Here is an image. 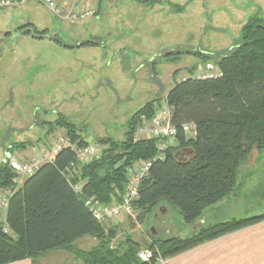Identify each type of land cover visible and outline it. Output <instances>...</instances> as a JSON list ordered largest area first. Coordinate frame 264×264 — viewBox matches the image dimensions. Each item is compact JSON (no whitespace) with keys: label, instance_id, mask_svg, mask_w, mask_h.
Wrapping results in <instances>:
<instances>
[{"label":"rangeland","instance_id":"374dc122","mask_svg":"<svg viewBox=\"0 0 264 264\" xmlns=\"http://www.w3.org/2000/svg\"><path fill=\"white\" fill-rule=\"evenodd\" d=\"M169 1L179 6L174 8ZM58 2L63 18L37 0L0 8V164L6 159L9 165L11 161L29 162L49 152L62 138L66 140L64 129L48 130L47 122L60 114L77 124L89 144L105 137L124 139L128 120L147 101L161 97L162 104H168L166 96L176 81L205 75L211 65L217 70L215 62H203L193 55L195 51L223 55L239 42L251 17H264V0H163L155 6L137 0ZM90 9L95 13L87 18L66 16ZM28 21L39 30L48 29L49 37L17 33L15 28ZM53 36L73 46L92 41L98 45L70 48L52 40ZM182 50L192 54H183L178 61L175 52ZM167 55L177 61L166 59ZM22 142L34 146L25 147ZM31 147L35 153L31 158L14 154ZM6 189L13 191V186ZM125 191H117L119 199L113 203ZM231 195L252 199L247 208L254 209V215L264 212V153L257 148L241 165L238 186ZM242 207L245 204H232L226 210ZM7 210L0 208L1 223ZM140 212L136 208L135 222L123 215L105 225L117 229L113 244L125 241L129 234L143 246L139 252L152 250L144 245L156 238L190 237L205 226L201 219L186 224L168 202L143 220ZM97 243L87 235L76 245L90 250ZM54 260L65 259L51 253L42 262Z\"/></svg>","mask_w":264,"mask_h":264},{"label":"trees","instance_id":"16d2710c","mask_svg":"<svg viewBox=\"0 0 264 264\" xmlns=\"http://www.w3.org/2000/svg\"><path fill=\"white\" fill-rule=\"evenodd\" d=\"M137 1L153 6L163 2ZM170 5L179 6L172 2ZM16 32L43 39L40 36L49 31L27 23ZM50 38L70 48L98 45L92 41L73 46L58 37ZM176 53L178 61L183 54H192L185 50ZM193 55L203 62H215L222 76H191L175 82L166 100L178 135L162 158L156 159L161 154L159 138L135 136L141 118L152 119L160 108L161 97L147 101L131 116L124 139L99 138L101 155L76 165L69 173L65 170L77 160V153L71 147L63 148L54 161L41 165L15 188L6 213L10 233L4 231L0 221V264L25 259L40 264V258L58 249L68 251L83 264H158L204 242L264 221L262 213L205 225L190 237L156 238L144 245L154 251V256L144 261L138 256L143 247L140 242L127 234L125 241L113 244L117 229L100 223L86 206L91 197L103 204L119 199L117 191H125L128 169L139 162L154 160L134 204L141 211L140 220L162 202H168L191 225L208 208L234 193L239 169L254 148L264 153V17H251L242 28L239 42L223 55L214 57L202 50ZM166 59L177 61L169 55ZM190 122L196 124L197 130L187 136L182 126ZM47 125L49 132L64 129L76 148L89 145L77 124L63 114ZM185 148L194 149V153L176 157L178 150ZM15 177L6 159L0 164V191L14 187ZM75 184H81L80 191L74 190ZM87 235L95 237L97 245L90 250L77 247V240Z\"/></svg>","mask_w":264,"mask_h":264},{"label":"built area","instance_id":"2783aa9c","mask_svg":"<svg viewBox=\"0 0 264 264\" xmlns=\"http://www.w3.org/2000/svg\"><path fill=\"white\" fill-rule=\"evenodd\" d=\"M20 1L24 0H0V8L18 4ZM37 1L45 5L56 17H65L58 0ZM94 13L95 11L90 9L87 11L84 10L82 12H70L69 15L67 14L66 16L68 18H87L94 15ZM209 71L210 72L205 75H198L196 77L212 78L222 76V73L219 71V69L214 71V66L212 65L209 66ZM141 119V124L137 128L135 134L136 138H159L160 143L158 148L161 154L156 159L162 158L165 149L175 143L178 135V128L172 124V112L170 106L166 103H163L152 119H148L145 116H143ZM182 130L187 136H192L196 133L197 126L193 122L186 123L182 126ZM66 147H71L73 150H76L77 153V160L72 162L65 170V172L68 173L71 172V170H73L76 165L85 164L95 158H98L102 151V147L98 143L89 144L82 148H76L75 145L71 144L68 138L66 140L62 138L51 147L49 152L45 153L40 158H34L25 163L11 161L10 167L16 175L13 180L15 186L13 187V191L12 189L1 190L0 208H8L10 198L13 196L16 190L15 188L20 186L23 178L35 174L43 164L44 160L49 162L54 161L59 152ZM153 161L150 160L139 162L128 169V183L126 191L116 203L103 204L95 197H91L86 200V206L100 223L106 225L116 221V219L122 218L123 215H126L128 219H132L134 222L137 220L136 208L134 204L139 197L142 181L148 175ZM73 188L78 192L81 190V184H75L73 185ZM3 224L4 231L6 233H10V228L6 224V215L5 221L3 220ZM138 256L144 261H149L154 256V254L152 250H142L139 252Z\"/></svg>","mask_w":264,"mask_h":264},{"label":"crops","instance_id":"0c3cea01","mask_svg":"<svg viewBox=\"0 0 264 264\" xmlns=\"http://www.w3.org/2000/svg\"><path fill=\"white\" fill-rule=\"evenodd\" d=\"M27 3L28 0L20 1L21 5ZM27 23L34 24L33 22L28 21L17 26L15 29ZM32 149H34V147H31L29 150L28 148L23 149L14 154H17L16 157L20 158H31L33 155H35L34 150ZM7 153H9V151ZM238 201H241L243 204H245V209L242 207L241 209L243 210L233 212L226 210L228 205L233 204L237 207L241 206L242 203ZM249 202L252 203V199H246L245 197L243 198L237 195H230L218 204L208 208L199 219H201V223H203V225H209L218 221L229 220L232 218L254 216L255 213L252 211L254 209L247 208V206L250 205ZM256 214L258 215V213ZM196 228L197 226L195 224L194 229ZM51 253L61 255L65 260H54L51 263H43L42 260L47 259L48 255ZM39 261L40 264H65L67 261L69 262L77 260L75 259L74 255L68 251L64 249H58L47 253L42 258H40ZM80 262L83 263L82 261ZM10 264L33 263L31 259H25ZM158 264H264V221L225 234L214 240L204 242L201 245L182 252L174 257L161 260Z\"/></svg>","mask_w":264,"mask_h":264},{"label":"water","instance_id":"95a60500","mask_svg":"<svg viewBox=\"0 0 264 264\" xmlns=\"http://www.w3.org/2000/svg\"><path fill=\"white\" fill-rule=\"evenodd\" d=\"M40 37L46 38V37H49V36L48 35H44V36H40ZM193 153H194V149H192V148H185L183 152H178L176 154V157L182 158V157H186V156L192 155Z\"/></svg>","mask_w":264,"mask_h":264},{"label":"bare ground","instance_id":"6f19581e","mask_svg":"<svg viewBox=\"0 0 264 264\" xmlns=\"http://www.w3.org/2000/svg\"><path fill=\"white\" fill-rule=\"evenodd\" d=\"M136 208V207H135Z\"/></svg>","mask_w":264,"mask_h":264}]
</instances>
